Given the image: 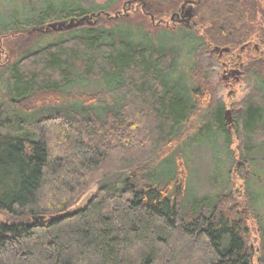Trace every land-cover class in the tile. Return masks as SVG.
I'll use <instances>...</instances> for the list:
<instances>
[{
	"label": "trees",
	"instance_id": "16d2710c",
	"mask_svg": "<svg viewBox=\"0 0 264 264\" xmlns=\"http://www.w3.org/2000/svg\"><path fill=\"white\" fill-rule=\"evenodd\" d=\"M21 1L28 4L24 14L17 8L0 19V49L7 38L20 49L3 69L6 91L0 93V264H264L262 230L258 246L249 242L250 218L261 223L250 189L243 203L230 190L187 201L189 160L182 146L173 148L181 139L193 146L194 134L212 135L214 145L222 137L243 177L252 154L264 150V61L248 65L257 85L234 117V135L207 82L219 59L206 52L210 43L231 50L253 38L264 44V0L208 2L209 42L196 27L163 28L192 46L189 95L173 45L146 43L139 34H151L144 21L129 17L141 0H127L115 18L105 9L122 0H45L39 10ZM182 1L142 3L145 14L164 17ZM88 14L118 24L63 35L45 30L54 20ZM88 81L103 87L71 92ZM234 136L240 157L231 149ZM172 148L177 170L170 179L157 178L155 165ZM115 175L124 177L121 187L100 186L86 206L71 211Z\"/></svg>",
	"mask_w": 264,
	"mask_h": 264
},
{
	"label": "rangeland",
	"instance_id": "374dc122",
	"mask_svg": "<svg viewBox=\"0 0 264 264\" xmlns=\"http://www.w3.org/2000/svg\"><path fill=\"white\" fill-rule=\"evenodd\" d=\"M33 6L35 9L39 10L42 5H44L45 0H31ZM51 1V0H49ZM56 2L62 1V0H55ZM98 3L104 4L107 0H97ZM127 0L118 1L115 4H113L111 7L105 9V11L111 13L113 16L117 12L123 11L125 13L126 10H124V3ZM210 2V1H209ZM207 3H204L205 9H207ZM25 6V8H24ZM28 7V4L24 3V1L21 0H0V19H9L11 10L17 9L18 14H24V10ZM99 9V8H98ZM209 9V7H208ZM98 11L97 9L95 12ZM110 14V15H111ZM129 17H131L132 21L137 24H142L144 21L146 30L150 32L151 34H147L146 32L139 33L142 38L144 37V41L149 44H158V45H164L167 48H169V45H173L175 52L178 53V64H179V73L178 76L182 78V87H184L187 90V95H189L188 90L190 88L189 86V68L191 65V61L193 60V53L191 51L192 46L189 43H184L181 40L174 41L171 37L169 38L167 34H164L163 28H167L168 30H175L176 27H182V25H177L176 27H171L173 25L172 22V15L167 14L164 15V17H158L156 14H145L143 9V3L136 2L132 8L128 11ZM145 15V17L143 16ZM260 10H257L256 16H260ZM90 14H88V17H85L82 25L75 26L77 18H71V19H63V20H54L50 22L52 23H64L62 30H58L55 28H50L47 31H53L55 34L63 35L70 31H73L74 29L78 27H86V26H93L97 27L100 25L108 27H113L117 23V21L106 20V16L102 15L97 18L89 17ZM205 17L204 15H202ZM211 16L210 11L208 12V17ZM115 18V16H114ZM161 19H166L170 21V26L166 25L165 23L159 24ZM73 20V22H72ZM204 20V19H203ZM203 20H200L197 17L193 21L190 22L189 27H196V29H201L203 34H206L204 29V22ZM211 18L208 20L207 23H210ZM199 22V24H198ZM69 27V28H68ZM47 29V26L45 27V30ZM121 32L125 33L127 30L124 27H121ZM208 32V31H207ZM57 35H52L46 40L42 41L43 43L47 41H51L52 38H54ZM256 37V34L254 35ZM251 41V46L249 49H246L244 52H241V47L245 44L239 45L238 47H235L233 53L235 52H241L243 60L246 61V66L250 65L251 62H254L255 60H260V57L264 56V44L260 42L257 38H253ZM260 47L261 51L254 50L253 46ZM18 42H15L13 39H3L2 47L0 50H2V53L0 54V93L5 92V84L2 82L3 80V69L8 66V64H12L15 62L20 53V49L17 47ZM213 47V46H211ZM217 56V55H216ZM208 57V54H207ZM218 57V56H217ZM219 59V57H218ZM251 59V60H250ZM254 60V61H253ZM264 61V60H262ZM221 61H218L216 64H218L214 74L212 75V78L210 80H207V82L211 83V85L214 86L215 89V97H219L223 99L225 102V105L230 107L232 104L233 107L231 108L236 109V106L239 105L240 102H243L248 96L250 97V94L252 89L256 87L257 83L255 82V79L253 77L252 72L249 70H246L245 77L242 78L239 82L233 83L234 85L229 86L226 85L225 82L223 83L221 76L222 74V66ZM250 69V66L248 67ZM100 82V83H99ZM102 81H88V83L79 84L76 87L72 88L71 92L77 93V92H98L100 89H102ZM109 104H112V99H107ZM239 113L235 114L238 115ZM234 116V117H235ZM30 118H36V114L33 116L30 115ZM235 119L232 121H228L229 126L232 127V133H236L235 130ZM197 123V120L196 122ZM234 124V125H233ZM192 139L195 142V144L192 146L190 142L186 144V142L177 141L175 145H173V148H176L178 146H182L185 149V154L187 156V159L189 160L188 166L190 167V175H189V181L186 185V192H185V198L187 201L194 200L195 197H204L206 195L215 197L219 194H224L228 192L229 190L232 192V197H234L236 200L240 202V200L243 203V191L245 188H249L250 191L253 193V197H255V213L258 216L259 219H261L260 225H258V220L254 219L253 217L250 218L249 222V230L251 231L250 234V241L251 245L255 242L256 246L259 245L258 242V236H260V230L263 232L264 236V150H258L254 154H252L253 158V165H250V168L245 173L244 177L241 175L240 171H238L239 166L241 163H233L232 159L230 157V153H228V149L225 147L222 137L217 138L215 142H217L216 145H214L210 140L212 139V135L207 134L206 136L199 137L197 134L192 135ZM200 138V139H199ZM240 141L236 140V137L234 136V141L231 146V149L235 152L236 156L238 157L240 154V151L238 150V145ZM170 149V151L163 154V156L157 161L155 167H156V175L157 178H161L162 180L170 179L172 175L177 170L178 160L177 155L171 153L173 150ZM240 157V156H239ZM238 159V158H237ZM123 178L120 175H115V177L108 178L104 180V183L101 185L94 186L91 190L87 192L83 196V198L80 200L78 205L74 206L71 211H76L78 209H82L84 206H86V203L97 193V190L100 188V186L107 185L109 188H119L123 185ZM209 197L210 201H214L216 198ZM246 205L241 207L242 209H245ZM247 210V209H246ZM248 211V210H247ZM246 212V211H245ZM0 218H3L2 215H0ZM256 259L255 262H257V256L260 254L259 251L256 252Z\"/></svg>",
	"mask_w": 264,
	"mask_h": 264
},
{
	"label": "flooded vegetation",
	"instance_id": "af4514ba",
	"mask_svg": "<svg viewBox=\"0 0 264 264\" xmlns=\"http://www.w3.org/2000/svg\"><path fill=\"white\" fill-rule=\"evenodd\" d=\"M211 0H183L180 9L178 11H175V13H179L180 16L178 17L176 15L175 21L173 22V25L171 27H176L177 25H182L185 28L189 27L190 22L195 19V17L198 16L200 20H203V16L205 14V7L204 3H207ZM191 11L190 15L188 12ZM173 13V14H175ZM167 26H170V21L166 19H161L159 24L165 23ZM213 46V47H211ZM251 46V41L245 42V44L241 47V52H244L246 49H249ZM225 46H218L216 44L211 43L209 49H207L208 52V58L211 59L217 55L219 57V61H221V66H222V76L221 79L223 83L225 82L226 85L232 86L234 85L233 83L239 82L242 80L243 77H245L246 70H248L249 66H246V61L243 60L241 52H234L229 48L227 51H221L222 48ZM254 50L256 51H261L260 47L258 44L256 46H253ZM262 60H264V56L260 57ZM251 60V59H250ZM254 61V60H253ZM256 61V60H255ZM234 69H240V74L235 72ZM219 100H222V102L225 105V102L223 99L219 98ZM233 105L231 104L230 107L225 105V119L227 120L226 122H230L234 120V116L237 113H242L243 112V107L241 105V102L239 103L238 106H236V109L231 108ZM227 111H229V114L226 116Z\"/></svg>",
	"mask_w": 264,
	"mask_h": 264
},
{
	"label": "water",
	"instance_id": "95a60500",
	"mask_svg": "<svg viewBox=\"0 0 264 264\" xmlns=\"http://www.w3.org/2000/svg\"><path fill=\"white\" fill-rule=\"evenodd\" d=\"M130 3H131V1L128 2L127 4L130 5ZM190 13H191V11L188 12L189 15H190ZM176 15H177L178 17L180 16L179 13H175V14H173L172 17H171V19H172L173 22L176 20V19H175ZM118 16H119V14H116V15H115V17H118ZM84 20H85L84 18H83V19H79V20H77V22L75 23V24H76L75 26L82 25V23H83ZM72 22H73V20H72ZM64 25H65L64 23H52V24H48L46 30H48V29H50V28H55V29H58V30H62ZM68 28H69V27H68ZM227 50H228V48H227V47H224V48H222L221 51H227ZM234 70H235V72H237V73L240 74V69H234ZM228 114H229V111H227L226 116H227Z\"/></svg>",
	"mask_w": 264,
	"mask_h": 264
},
{
	"label": "bare ground",
	"instance_id": "6f19581e",
	"mask_svg": "<svg viewBox=\"0 0 264 264\" xmlns=\"http://www.w3.org/2000/svg\"><path fill=\"white\" fill-rule=\"evenodd\" d=\"M204 15H206V17L209 18V19L212 17V16H209V17H208V12H205ZM204 30H205V32L207 31L206 29H203V31H204ZM197 33H198V35H202V36H203L205 42H209V40H208V36H207L206 34H203L202 31H201V29H198V32H197ZM205 37H206V38H205ZM210 44H211V43H210ZM206 52H207V50H206ZM207 54H208V53H207ZM256 61H257V60H256Z\"/></svg>",
	"mask_w": 264,
	"mask_h": 264
}]
</instances>
